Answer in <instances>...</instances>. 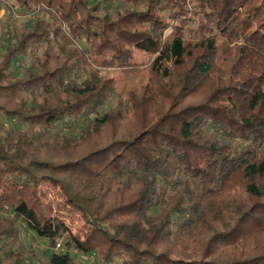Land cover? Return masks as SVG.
I'll return each mask as SVG.
<instances>
[{
  "label": "trees",
  "instance_id": "16d2710c",
  "mask_svg": "<svg viewBox=\"0 0 264 264\" xmlns=\"http://www.w3.org/2000/svg\"><path fill=\"white\" fill-rule=\"evenodd\" d=\"M9 1L33 16L0 38V264H33L23 228L47 264H264V0Z\"/></svg>",
  "mask_w": 264,
  "mask_h": 264
},
{
  "label": "rangeland",
  "instance_id": "374dc122",
  "mask_svg": "<svg viewBox=\"0 0 264 264\" xmlns=\"http://www.w3.org/2000/svg\"><path fill=\"white\" fill-rule=\"evenodd\" d=\"M33 13L23 10H18L13 7L9 0H0V38L7 37V29L9 25L20 27L23 22L27 21ZM34 18V17H33ZM153 56L140 51L134 50V61L139 65L136 72H126L119 68L111 69V74L116 78V90L123 96L127 90L132 88L137 81L148 75L149 65ZM116 101V100H115ZM41 195V203L47 211L52 213H60L64 217L67 225L73 233L84 235L88 224L84 220L82 213L71 206L63 207L64 195L62 190L47 181H41L38 187ZM48 205H52V210H49ZM61 205V208H57ZM22 242L25 249L34 252L33 264H47L48 245L45 240L38 238L31 231L22 229ZM61 243V241H60ZM64 250L63 244L60 246ZM71 254L76 261L81 264H94V257L83 256L78 250L72 248Z\"/></svg>",
  "mask_w": 264,
  "mask_h": 264
},
{
  "label": "built area",
  "instance_id": "2783aa9c",
  "mask_svg": "<svg viewBox=\"0 0 264 264\" xmlns=\"http://www.w3.org/2000/svg\"><path fill=\"white\" fill-rule=\"evenodd\" d=\"M60 248V244L58 243L56 246H55V249H59Z\"/></svg>",
  "mask_w": 264,
  "mask_h": 264
}]
</instances>
